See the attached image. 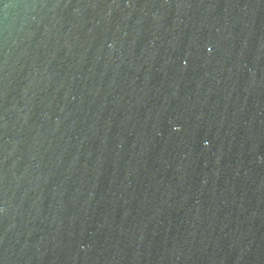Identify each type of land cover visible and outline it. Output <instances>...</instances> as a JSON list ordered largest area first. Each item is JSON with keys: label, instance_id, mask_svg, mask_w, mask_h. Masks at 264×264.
Masks as SVG:
<instances>
[{"label": "water", "instance_id": "water-1", "mask_svg": "<svg viewBox=\"0 0 264 264\" xmlns=\"http://www.w3.org/2000/svg\"><path fill=\"white\" fill-rule=\"evenodd\" d=\"M0 264H264V0H0Z\"/></svg>", "mask_w": 264, "mask_h": 264}]
</instances>
